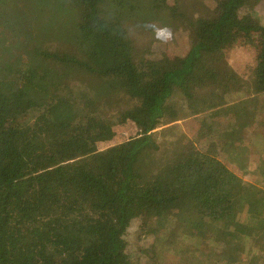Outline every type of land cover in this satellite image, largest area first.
Listing matches in <instances>:
<instances>
[{
    "label": "trees",
    "instance_id": "16d2710c",
    "mask_svg": "<svg viewBox=\"0 0 264 264\" xmlns=\"http://www.w3.org/2000/svg\"><path fill=\"white\" fill-rule=\"evenodd\" d=\"M166 1L0 0V264H264L257 166L246 180L264 163V0H173L191 45L137 63L125 24ZM69 24L82 60L19 53ZM241 34L259 39L247 78L226 60ZM194 108L195 131L166 128Z\"/></svg>",
    "mask_w": 264,
    "mask_h": 264
},
{
    "label": "rangeland",
    "instance_id": "374dc122",
    "mask_svg": "<svg viewBox=\"0 0 264 264\" xmlns=\"http://www.w3.org/2000/svg\"><path fill=\"white\" fill-rule=\"evenodd\" d=\"M145 2L149 3L148 0H144ZM171 2L173 0H168L164 3H162V7L159 8V11H157L156 14H154L153 18H141L139 14H135L134 19L132 18V21H129V25L125 24V27L127 30H129V35L135 42L136 48L139 50V56L137 58L138 62L140 64H144V56L143 53L149 49L152 56H161L164 57V62L161 63V65H166L169 60H173L177 56H181L185 54L187 51V47L191 45L189 41H186L182 39L181 36H178L177 39L173 36L175 33V29L177 27L176 22L172 20L171 13H169L166 8H169L171 6ZM138 12V11H137ZM148 12V9H147ZM149 14H147L148 17ZM120 21V20H119ZM144 27L145 31L141 32L139 31V27ZM74 32V25L69 24L65 25L62 28H59V32L57 34L56 40H50L49 38H38L34 44H32L29 47H23L18 48L19 53H32V50H36L39 53H45V54H56L60 57L62 56H70L74 57L77 60H82V51H79L76 49V45L74 43H70L69 36L71 33ZM241 38L236 37L237 40L234 43V46H230L228 48V55H226V60L230 63L231 58H233V62H235V71H238V73L247 78L252 72L254 68L257 66V48H255L254 43L258 42L259 39H256V36L253 37H245L243 34H241ZM59 39V40H58ZM244 40V41H242ZM240 44V45H239ZM153 48H156V50H153ZM257 49V50H256ZM161 59V58H160ZM146 60V59H145ZM232 64V63H231ZM52 63H50V66ZM175 104H179V107L182 108L183 99L181 100L179 97L176 100ZM178 110V109H176ZM173 111V110H172ZM194 112L190 111L191 115H187L184 120H180L177 122H174V124L170 126H166L169 130H171L174 133V130L172 126H174L176 135H179V133H191L195 131V127L198 126L196 118L201 117L202 114H195L196 108L193 110ZM175 112V111H173ZM165 127V126H164ZM225 128V126L221 127ZM135 125L133 123H129L124 126H120L117 129L119 141L126 140L131 132H134ZM163 129V128H162ZM170 131V132H171ZM130 132V133H129ZM169 132V133H170ZM197 135L192 139H194L197 146H203L205 143V138L202 133L197 132ZM171 137V135H170ZM172 138V137H171ZM200 139V140H198ZM207 139V138H206ZM199 141H201L199 143ZM252 149H248L245 153L244 157H247V154H250ZM253 155V154H252ZM225 155H221V158L223 159ZM245 159V158H244ZM255 159V156H252L250 158ZM252 163V162H250ZM256 166L258 167L257 174L260 176H256ZM148 168V167H147ZM145 168L144 171L146 177L156 174V172H148V169ZM251 172L246 177L247 181L256 182V180L264 185V163L262 166H259L257 164H254L251 166ZM255 176L258 177L255 180ZM134 229V228H133ZM133 229L131 231H133ZM261 248L264 249V237L261 241ZM136 257V256H135ZM134 257V258H135Z\"/></svg>",
    "mask_w": 264,
    "mask_h": 264
},
{
    "label": "crops",
    "instance_id": "0c3cea01",
    "mask_svg": "<svg viewBox=\"0 0 264 264\" xmlns=\"http://www.w3.org/2000/svg\"><path fill=\"white\" fill-rule=\"evenodd\" d=\"M237 43H234V41L232 42V46H234ZM240 45V44H239ZM229 54V53H228ZM232 63V64H231ZM230 64L232 65V67L235 69V62H233V58H231Z\"/></svg>",
    "mask_w": 264,
    "mask_h": 264
}]
</instances>
